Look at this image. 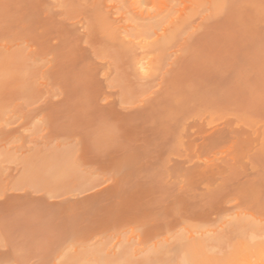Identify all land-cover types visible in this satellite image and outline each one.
<instances>
[{
	"label": "rangeland",
	"instance_id": "obj_1",
	"mask_svg": "<svg viewBox=\"0 0 264 264\" xmlns=\"http://www.w3.org/2000/svg\"><path fill=\"white\" fill-rule=\"evenodd\" d=\"M216 1L0 0V264H228L230 212L264 208V0ZM85 24L139 72L108 85Z\"/></svg>",
	"mask_w": 264,
	"mask_h": 264
},
{
	"label": "bare ground",
	"instance_id": "obj_2",
	"mask_svg": "<svg viewBox=\"0 0 264 264\" xmlns=\"http://www.w3.org/2000/svg\"><path fill=\"white\" fill-rule=\"evenodd\" d=\"M224 1L225 0H217L216 3H213L214 11L210 12L211 14L210 16L213 15L215 16L221 12V10L224 7L223 6ZM213 4L210 3V6L211 5L212 6L209 8H213ZM209 10L210 9H208V12ZM260 10H262V13L264 14V3H262ZM206 17L207 16H203V18ZM110 23L111 22L108 21V25ZM103 25H106V23H104ZM84 28L88 32H86L82 37H80L79 41L86 44L89 47L91 53L96 58H99L102 61V66H99V69H101L100 70L101 74L102 76H104L108 85L113 86L110 83V76L112 75V73L121 74L122 76L124 75L123 77H125V72H127L128 75H133L139 72V68H138L139 60L136 55L135 45L130 42H125L126 41V40L124 41L125 37L120 36V32L116 29V27H114V32H110L109 34H105L100 37H96V36L94 37L89 33V30H92V25L85 24ZM182 59L183 58L180 56L179 58L172 61L171 65L175 66L178 62L182 61ZM120 60H125V61L120 62ZM122 66H124L123 67L124 69L126 66V69L125 70L122 69ZM38 73L40 77H43L44 73L42 68L38 70ZM158 73L159 71L151 72L150 74L146 75L145 80H143L142 82L141 81L135 82V84L129 81V83L131 84L126 83L125 84L126 89L127 90L144 89L150 87L155 82L159 86H161L164 80L163 77L157 79L159 75ZM82 76H83L82 72H80L79 70L77 73L74 74V76L73 75L69 76L67 74L63 79L59 78L58 80H56L57 83H56V88L54 90V95L57 97H61L64 96L66 92H72L74 96L78 98L77 100L85 97L84 94L86 89H85L84 79ZM129 77L131 76H128V78H126L127 82L129 80ZM159 98L162 99L164 97L155 96L154 99L147 100L138 105L132 104L133 106H129V108L143 109L142 107L147 108L146 106H148V104L152 106L155 104L154 107L155 108L158 107L159 109V106H157L159 105L160 103L159 101L161 100V99L159 100ZM172 109L170 110V112L172 111ZM167 115H169V113ZM260 209H264V208L256 209L251 206L250 207L248 206V207H238L235 208L232 212H230L228 225H226L227 226L226 229L227 258L226 259L228 260L227 261L228 264H264V211ZM217 259L218 258H216V260Z\"/></svg>",
	"mask_w": 264,
	"mask_h": 264
}]
</instances>
